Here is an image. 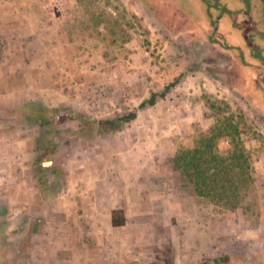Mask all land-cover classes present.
I'll use <instances>...</instances> for the list:
<instances>
[{"label": "rangeland", "instance_id": "obj_1", "mask_svg": "<svg viewBox=\"0 0 264 264\" xmlns=\"http://www.w3.org/2000/svg\"><path fill=\"white\" fill-rule=\"evenodd\" d=\"M177 1L5 0L0 18L7 31L24 35L17 47L29 75L23 84L44 98L38 107L30 101L0 109V134L9 131L0 180L15 181L24 160V179L40 193L50 188L56 198L75 200L76 214L83 213L79 199L101 204L123 196L133 220L120 232H141L144 240L127 234L128 243L147 251L150 264H264V98L253 73L204 39L205 23L191 20H204L202 3L180 0L178 17ZM176 79L120 132L101 136L89 127L79 134L80 117L115 120ZM231 116L254 178V197L236 210L191 195L170 163ZM26 117L32 126L22 131L37 136L20 142L28 153L17 157L18 143L9 137L17 133L15 118ZM218 148L226 155L230 140L220 137ZM92 222L72 220L73 232H92Z\"/></svg>", "mask_w": 264, "mask_h": 264}, {"label": "crops", "instance_id": "obj_2", "mask_svg": "<svg viewBox=\"0 0 264 264\" xmlns=\"http://www.w3.org/2000/svg\"><path fill=\"white\" fill-rule=\"evenodd\" d=\"M6 4L5 0H0V17L7 10ZM8 34L7 25L0 18V109L5 107L14 110L30 101L38 107L36 99L41 102L44 95L38 87L27 88L23 84V79L29 75L24 73L23 54L17 47L18 43H23L19 37L24 35L17 28L11 31L10 36ZM13 80L17 82L14 85ZM19 120L15 118L14 123L17 133L8 136L18 143L14 149L17 157L28 153H24L20 142L29 143L37 136L36 131L28 135L32 128L26 133L22 131L26 123H32L28 117L21 118V122ZM7 135L9 131L0 134L1 152L6 150V145L1 142L7 140ZM0 173H5L3 166L0 167ZM28 173L27 165L21 160V165L16 169L15 181L0 180V264L151 263L145 253L147 251L135 249L128 243V235L143 239L141 232H120L128 226L129 220H133L129 215L130 205L123 196L101 204L95 198L88 204L79 199L77 205L83 213L76 214L73 212L75 200L66 195L56 198L49 193L50 188L41 194L36 182L24 179ZM117 210L123 212L126 220L124 226L113 227L111 224V214ZM86 219L93 221L92 232L87 229H84L87 232H73L72 220L79 221L81 225L82 220ZM55 221L58 223L54 224ZM99 222L104 227L103 232ZM56 227L59 232H49ZM120 235L124 236L122 243L119 242ZM143 235H146L145 232Z\"/></svg>", "mask_w": 264, "mask_h": 264}, {"label": "trees", "instance_id": "obj_3", "mask_svg": "<svg viewBox=\"0 0 264 264\" xmlns=\"http://www.w3.org/2000/svg\"><path fill=\"white\" fill-rule=\"evenodd\" d=\"M199 1L203 5L205 18L199 23L190 17L191 20L196 26L202 27V23H205L207 29L200 27L204 39L229 52L244 71L253 73L264 98V0ZM176 5L178 7L174 14L179 17L182 13L179 9L180 0ZM177 83L178 79L165 86L161 93L151 94L135 110L125 112L115 120L89 121L80 117L79 134L89 127H95V133L101 136L120 132L124 124L137 117L139 111L154 106ZM36 119L42 122L43 116L37 114ZM222 124V127L217 124L198 135L193 146L178 150L170 163L179 172L183 187L191 195L206 199L216 207L236 210L254 197V178L250 172V154L242 143L234 117H223ZM223 136L230 140V151L226 155L220 154L218 148V140ZM46 164H50V161ZM125 221L121 210L112 212L113 227L124 226ZM213 261L219 263L220 260Z\"/></svg>", "mask_w": 264, "mask_h": 264}]
</instances>
